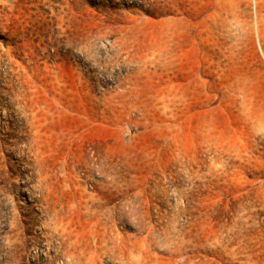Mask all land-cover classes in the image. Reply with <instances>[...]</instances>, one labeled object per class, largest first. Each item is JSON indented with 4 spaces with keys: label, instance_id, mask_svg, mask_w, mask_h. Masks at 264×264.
Masks as SVG:
<instances>
[{
    "label": "rangeland",
    "instance_id": "374dc122",
    "mask_svg": "<svg viewBox=\"0 0 264 264\" xmlns=\"http://www.w3.org/2000/svg\"><path fill=\"white\" fill-rule=\"evenodd\" d=\"M0 264H264V0H0Z\"/></svg>",
    "mask_w": 264,
    "mask_h": 264
}]
</instances>
